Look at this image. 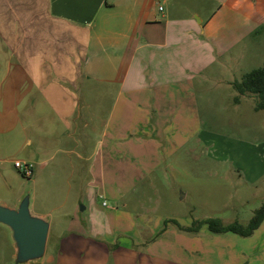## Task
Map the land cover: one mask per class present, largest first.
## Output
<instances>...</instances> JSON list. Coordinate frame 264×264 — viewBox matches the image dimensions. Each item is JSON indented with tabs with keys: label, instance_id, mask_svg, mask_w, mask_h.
<instances>
[{
	"label": "rangeland",
	"instance_id": "374dc122",
	"mask_svg": "<svg viewBox=\"0 0 264 264\" xmlns=\"http://www.w3.org/2000/svg\"><path fill=\"white\" fill-rule=\"evenodd\" d=\"M176 2L161 3L175 5L170 28L198 26L199 34L179 31L171 41L177 44L153 55V72L128 91L145 113L88 116L83 147L35 165L30 177L12 164L18 197L30 189L31 210L51 220L40 264H61L53 258L71 231L109 252L115 244L129 245L137 256L165 225L206 218L246 224L264 205V109H254V95L232 86L234 78L264 65V25L235 60L236 52L216 50L198 18ZM74 208L84 219L79 226L66 220ZM201 226L192 244L168 233L154 239L148 254L180 260L192 246L198 264H264V219L248 236ZM13 252L9 230L0 225V264H12Z\"/></svg>",
	"mask_w": 264,
	"mask_h": 264
},
{
	"label": "crops",
	"instance_id": "0c3cea01",
	"mask_svg": "<svg viewBox=\"0 0 264 264\" xmlns=\"http://www.w3.org/2000/svg\"><path fill=\"white\" fill-rule=\"evenodd\" d=\"M168 1L172 0H0L1 203L14 206L19 198L13 160L31 162L33 175L35 165L48 164L73 146L83 147L88 116L145 113L144 104L128 91L139 88L142 74L153 72V55L159 58L168 45L177 44L171 41L179 31L199 34L198 26L170 28L175 5L169 9L161 5ZM175 1L198 18L204 37L216 50L236 52L235 60L243 56L247 37L264 25V0ZM77 212V208L67 212L68 224L83 222L81 211ZM177 224L165 225L147 239L137 256L129 245L115 244L109 252L97 240L71 231L60 239L53 260L198 264L192 246L190 251L182 250L188 256L180 260L148 254L155 238L169 233L192 244L202 230V226L190 230L188 224Z\"/></svg>",
	"mask_w": 264,
	"mask_h": 264
},
{
	"label": "water",
	"instance_id": "95a60500",
	"mask_svg": "<svg viewBox=\"0 0 264 264\" xmlns=\"http://www.w3.org/2000/svg\"><path fill=\"white\" fill-rule=\"evenodd\" d=\"M31 198L26 189L14 206L0 202V225L8 228L14 250L12 264H40L44 257L50 218L31 210Z\"/></svg>",
	"mask_w": 264,
	"mask_h": 264
},
{
	"label": "trees",
	"instance_id": "16d2710c",
	"mask_svg": "<svg viewBox=\"0 0 264 264\" xmlns=\"http://www.w3.org/2000/svg\"><path fill=\"white\" fill-rule=\"evenodd\" d=\"M232 86L239 94L248 93L254 95V109H264V65L249 70L239 80H233ZM263 219L264 205H261L253 211L246 224H241L236 221L229 224H222L217 218H206L203 220H195L188 229L197 230L202 224H206L207 229L212 232L230 231L242 236H248L259 226Z\"/></svg>",
	"mask_w": 264,
	"mask_h": 264
},
{
	"label": "built area",
	"instance_id": "2783aa9c",
	"mask_svg": "<svg viewBox=\"0 0 264 264\" xmlns=\"http://www.w3.org/2000/svg\"><path fill=\"white\" fill-rule=\"evenodd\" d=\"M13 166L25 177H30L32 175L33 164L31 162L13 160Z\"/></svg>",
	"mask_w": 264,
	"mask_h": 264
}]
</instances>
